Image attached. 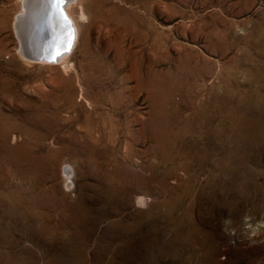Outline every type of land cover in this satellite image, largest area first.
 Segmentation results:
<instances>
[{
	"label": "rangeland",
	"instance_id": "obj_1",
	"mask_svg": "<svg viewBox=\"0 0 264 264\" xmlns=\"http://www.w3.org/2000/svg\"><path fill=\"white\" fill-rule=\"evenodd\" d=\"M23 1L0 0V264H264V0H74L65 66L22 54Z\"/></svg>",
	"mask_w": 264,
	"mask_h": 264
},
{
	"label": "water",
	"instance_id": "obj_2",
	"mask_svg": "<svg viewBox=\"0 0 264 264\" xmlns=\"http://www.w3.org/2000/svg\"><path fill=\"white\" fill-rule=\"evenodd\" d=\"M39 2L41 11L37 13V16L42 22L41 30L39 29L42 37L33 45L32 40L28 36L30 30L27 32V36H23V32L26 33V27L22 24V21L24 23L25 11L18 20V26H22L21 32H19L23 38H26L24 41L20 40V50L24 56L32 60L54 62L64 52L72 48L75 38V27L65 8L68 0H63L61 3H56L55 0H41ZM30 9L28 10L30 11ZM58 51L59 55L56 54Z\"/></svg>",
	"mask_w": 264,
	"mask_h": 264
},
{
	"label": "bare ground",
	"instance_id": "obj_3",
	"mask_svg": "<svg viewBox=\"0 0 264 264\" xmlns=\"http://www.w3.org/2000/svg\"><path fill=\"white\" fill-rule=\"evenodd\" d=\"M39 1H41V0H39ZM38 0H24L23 1V6H25L26 7V9H25V11H26V13H25V18H24V23H23V21H22V24H24L25 25V27H26V33H25V36L27 35V32H29V30H30V32H29V38L32 40V42H33V45L34 44H36V42H37V40L38 39H41V37H42V33H40V31H39V29L41 30V27H42V22L38 19V16H37V13L39 12V11H41V8H40V2H39ZM72 1H74V0H68V4H67V6L65 7L66 8V11H67V13H68V15L70 16V14H71V16L73 15V19H75V23H74V20L72 19V17H71V19H72V21H73V24H75L74 26H75V38H74V43H73V46H72V48L69 50V51H66V52H64L61 56H59V58L55 61V63L57 62H61V64H63L64 66L67 64V58L69 57V55L72 53V50L74 49V46L76 45V43H77V41H78V32H79V29L80 28H82V25L80 24V22H83V21H85L86 20V18H87V14L85 13V11H83L81 8L79 9V11H78V16H74V11L72 10V8L69 6V3H71ZM36 2V3H35ZM30 6H31V9H30ZM45 7H46V5H45ZM28 9H30V11L28 10ZM24 10V9H23ZM69 11V12H68ZM80 21V22H79ZM17 23V22H16ZM16 23H15V25H16ZM22 29V28H21ZM25 30V29H24ZM28 30V31H27ZM20 33V32H19ZM40 35V36H39ZM23 36H24V32H23ZM20 37H21V40L22 41H24L25 39H23V37L21 36V33H20ZM37 61H40V60H37ZM41 61H44V60H41ZM48 62V61H47ZM138 63V62H137ZM134 64V63H133ZM136 66H137V64H136ZM133 67V66H132ZM135 67V66H134ZM133 67V68H134ZM65 68V67H64ZM134 70V74H136L137 75V78H138V87L140 88V87H142L143 85H145V83H144V79L142 80V79H139V75H138V71H136L137 70V68H135V69H133ZM131 73V72H130ZM141 73V72H140ZM134 74H132V75H134ZM128 75V74H127ZM130 76H131V74H130ZM139 76V77H138ZM136 77V76H135ZM142 78V77H141ZM136 79V78H135ZM68 82H69V80H67ZM160 81H158V82H154V83H151L150 84V88H151V91H157L158 90V92L160 91L159 89H158V85H157V83H159ZM160 84H162V83H160ZM164 85V84H163ZM162 85V86H163ZM99 86V85H98ZM97 86V87H98ZM161 86V85H160ZM78 90H79V92H80V94H79V96H81L82 97V94H83V88L84 87H82L80 84L78 85ZM100 87V86H99ZM67 88V87H66ZM163 88V87H162ZM68 94H69V97H70V99L73 97V95H74V91H73V87H72V85L70 84L69 85V87H68ZM84 89H86V92L89 94L90 93V89H89V87H85ZM94 90V89H93ZM120 91H121V89H119ZM105 91V90H104ZM109 91V90H108ZM112 91V90H111ZM162 91H164V90H162ZM98 92L102 95V91L101 90H98ZM82 93V94H81ZM95 93V92H94ZM117 93H118V90H117ZM67 94V95H68ZM85 94V93H84ZM91 94V93H90ZM89 94V95H90ZM99 94V95H100ZM105 94V93H104ZM155 94V93H154ZM86 95V98H87V94H85ZM105 95H107V90H106V94ZM162 95V94H161ZM118 96V95H117ZM116 96V97H117ZM157 96H159V95H157ZM80 97V98H81ZM91 97H94V95H92ZM156 97V96H155ZM99 98V97H98ZM101 99V98H100ZM109 99V98H108ZM107 99V100H108ZM85 100V99H84ZM88 100H90V99H88ZM95 100V99H94ZM76 102V101H75ZM109 102H111V101H109ZM113 114V113H112ZM110 116V115H109ZM112 116V115H111ZM91 118V117H90ZM86 119V118H85ZM88 120V119H87ZM91 120V119H90ZM110 120V119H109ZM113 121V120H112ZM87 122V121H86ZM89 123H90V121H88ZM89 123H86L87 125L89 124ZM91 126V125H90ZM86 127V126H85ZM92 127V126H91ZM89 129V128H88ZM14 138V137H13ZM68 172V171H67ZM69 178V177H68ZM138 201L139 202H141L142 201V198H139L138 199Z\"/></svg>",
	"mask_w": 264,
	"mask_h": 264
},
{
	"label": "snow or ice",
	"instance_id": "obj_4",
	"mask_svg": "<svg viewBox=\"0 0 264 264\" xmlns=\"http://www.w3.org/2000/svg\"><path fill=\"white\" fill-rule=\"evenodd\" d=\"M55 2L56 3H61V2H63V0H55ZM56 54L59 55L60 54L59 51Z\"/></svg>",
	"mask_w": 264,
	"mask_h": 264
}]
</instances>
